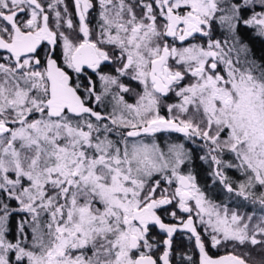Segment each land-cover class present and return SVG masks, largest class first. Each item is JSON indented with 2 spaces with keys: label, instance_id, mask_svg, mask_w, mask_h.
<instances>
[{
  "label": "snow or ice",
  "instance_id": "1",
  "mask_svg": "<svg viewBox=\"0 0 264 264\" xmlns=\"http://www.w3.org/2000/svg\"><path fill=\"white\" fill-rule=\"evenodd\" d=\"M252 40L264 0H0V264H264Z\"/></svg>",
  "mask_w": 264,
  "mask_h": 264
},
{
  "label": "flooded vegetation",
  "instance_id": "2",
  "mask_svg": "<svg viewBox=\"0 0 264 264\" xmlns=\"http://www.w3.org/2000/svg\"><path fill=\"white\" fill-rule=\"evenodd\" d=\"M161 142H163V137L161 138ZM196 164L198 165L197 171L199 173V180L201 185H203L205 182L211 183L210 179L207 176V168L205 165H202V163L197 160ZM167 219V217H165ZM175 241H188L187 237L185 235H182L181 233H177L175 237Z\"/></svg>",
  "mask_w": 264,
  "mask_h": 264
},
{
  "label": "trees",
  "instance_id": "3",
  "mask_svg": "<svg viewBox=\"0 0 264 264\" xmlns=\"http://www.w3.org/2000/svg\"><path fill=\"white\" fill-rule=\"evenodd\" d=\"M250 46L253 49L254 55L257 58L264 57V43L260 42L259 40H252L250 43ZM221 199H223V194L220 196ZM175 243L178 246L181 247H187L189 244V241H175Z\"/></svg>",
  "mask_w": 264,
  "mask_h": 264
}]
</instances>
